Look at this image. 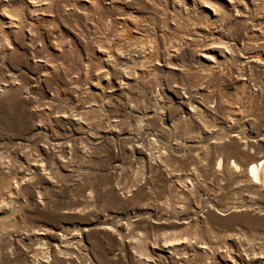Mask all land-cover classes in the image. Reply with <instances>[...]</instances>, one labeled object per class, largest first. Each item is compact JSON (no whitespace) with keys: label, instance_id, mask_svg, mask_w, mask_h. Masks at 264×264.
Returning a JSON list of instances; mask_svg holds the SVG:
<instances>
[{"label":"rangeland","instance_id":"374dc122","mask_svg":"<svg viewBox=\"0 0 264 264\" xmlns=\"http://www.w3.org/2000/svg\"><path fill=\"white\" fill-rule=\"evenodd\" d=\"M32 1L0 0V264H264V1Z\"/></svg>","mask_w":264,"mask_h":264},{"label":"bare ground","instance_id":"6f19581e","mask_svg":"<svg viewBox=\"0 0 264 264\" xmlns=\"http://www.w3.org/2000/svg\"><path fill=\"white\" fill-rule=\"evenodd\" d=\"M263 1L264 0H257L256 1V8L257 7L260 8L261 5L263 4ZM28 2L31 3L32 6L37 5L36 1L28 0ZM226 3H228V5L230 7H234L235 6L234 0H226ZM88 4H90V3H88ZM210 14H216L215 9H211ZM4 24H5L4 26H6L7 28H10V29L13 28V27H18L17 23L15 21H13V18H9V17H7V19L4 21ZM2 32H4V31H2ZM142 34L143 33L139 32L138 36L141 38ZM256 35L257 34H253V37H254L255 41H257V43H258V40L260 39V36L256 37ZM140 46L142 48H144L145 55H146L147 51H148V49L150 47L148 48L147 45L144 44V43H141ZM109 54H110V52H109ZM217 165L218 166L222 165L221 158L218 159ZM230 166H231V168L233 167L234 169L239 167L238 164L234 160L230 161ZM246 171H247V174H248V176H249V178L251 180L255 181L258 184L259 187H264V159H257L255 161H252L251 163H249V165H247V170ZM179 244L180 243L171 242L170 241L168 243V246L170 247L171 250H176ZM205 247H206V245H204V244H202L200 246V248H202V249L205 248ZM230 262L233 263V260H231Z\"/></svg>","mask_w":264,"mask_h":264}]
</instances>
